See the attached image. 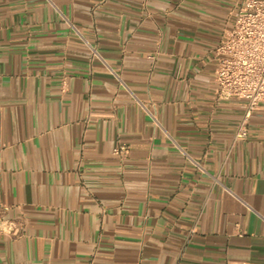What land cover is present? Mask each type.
I'll list each match as a JSON object with an SVG mask.
<instances>
[{
  "label": "crops",
  "instance_id": "0c3cea01",
  "mask_svg": "<svg viewBox=\"0 0 264 264\" xmlns=\"http://www.w3.org/2000/svg\"><path fill=\"white\" fill-rule=\"evenodd\" d=\"M246 1L0 0V264H264V106L238 138L216 84Z\"/></svg>",
  "mask_w": 264,
  "mask_h": 264
},
{
  "label": "built area",
  "instance_id": "2783aa9c",
  "mask_svg": "<svg viewBox=\"0 0 264 264\" xmlns=\"http://www.w3.org/2000/svg\"><path fill=\"white\" fill-rule=\"evenodd\" d=\"M215 55L218 97L245 103L237 132L238 138H245L251 116L264 106V0H247L241 6L232 29L224 33L215 48ZM127 153L125 145L116 149L121 157Z\"/></svg>",
  "mask_w": 264,
  "mask_h": 264
}]
</instances>
